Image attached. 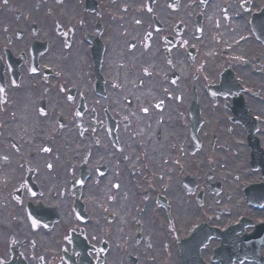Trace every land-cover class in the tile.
Here are the masks:
<instances>
[{
  "label": "flooded vegetation",
  "instance_id": "1",
  "mask_svg": "<svg viewBox=\"0 0 264 264\" xmlns=\"http://www.w3.org/2000/svg\"><path fill=\"white\" fill-rule=\"evenodd\" d=\"M0 264H264V0H0Z\"/></svg>",
  "mask_w": 264,
  "mask_h": 264
}]
</instances>
